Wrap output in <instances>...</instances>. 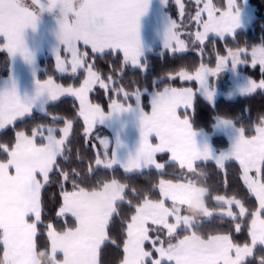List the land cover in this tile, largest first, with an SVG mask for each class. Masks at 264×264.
<instances>
[{"label": "crops", "instance_id": "0c3cea01", "mask_svg": "<svg viewBox=\"0 0 264 264\" xmlns=\"http://www.w3.org/2000/svg\"><path fill=\"white\" fill-rule=\"evenodd\" d=\"M174 1L180 9L182 0ZM19 2L0 0V31L9 59L8 74L0 78V131L32 113H43L49 104L72 97L85 133L90 134L95 127L106 131L99 139L103 156L98 162L102 167H118L126 173L161 171L163 165L156 160L160 154H166L169 162L186 168L199 162H212L222 168L226 162L234 161L240 168L241 178L243 174H256L255 183L264 189L259 176L264 145L260 149L253 147L252 151H247L245 144L235 142L236 146H232L234 142L231 144L228 134H243L232 121L217 119L208 132L194 129L189 119L181 115L192 109L196 95L213 102L222 95L238 96L229 92L232 87L241 93L239 96L264 90L261 82L240 71L245 64H231L230 82L225 81L224 87L214 71L205 80L192 77L194 88L169 87L150 92L146 111L139 97L133 104L112 102L106 110L91 103L90 93L98 76L89 68L82 84L75 89L52 79L38 78L39 61L46 57L52 58L57 74L78 71L80 46L96 54L119 53L124 59L135 60L155 50L176 52L180 39L175 32L176 24L166 11L168 0H132L128 6L123 0H85L70 20L36 16ZM261 49L263 54L264 48ZM70 59L75 61L73 70ZM255 65L263 67L264 62ZM204 69L200 68L197 73ZM70 133L69 123L59 128L41 127L29 135L19 133L7 151L6 161H0V230L5 264H40L36 254V228L27 218L38 216L40 188ZM217 136L225 137L228 143L220 151L212 145V138ZM227 153L232 154L229 159H225ZM242 181L245 184L243 178ZM124 189L123 185L110 182L98 191H74L62 196L58 215L70 216L75 227L62 233L51 226L48 228L50 264H98L99 250L107 240L108 224ZM158 190L160 200H144L128 223L120 264H160V257L153 261L147 250L149 228L163 227V222L187 216L185 208L200 212L204 218L208 214L234 219L246 213L240 204L221 203L220 197L214 198V202L221 208L208 209L204 202L206 191L190 182L161 181ZM257 203L255 213L264 217L258 200ZM253 217L254 213L251 222ZM164 252L176 258L182 255L183 264H213L216 260L230 264L237 248L226 235H214L206 240L188 235L176 246L164 247ZM165 261L170 263L173 259Z\"/></svg>", "mask_w": 264, "mask_h": 264}, {"label": "trees", "instance_id": "16d2710c", "mask_svg": "<svg viewBox=\"0 0 264 264\" xmlns=\"http://www.w3.org/2000/svg\"><path fill=\"white\" fill-rule=\"evenodd\" d=\"M211 1L214 8H225L223 0ZM247 2L252 7L254 16L249 27L238 30L231 37H225L223 40L211 35L204 44L200 45L193 39V32L196 30L193 18L198 11V4L195 0H182L179 9L174 0H168L166 11L175 24L180 22L179 29L176 26L175 32L179 34L180 29L185 32L182 34V40L187 43V51L170 53L155 50L148 53L140 59L141 65H145L144 71L141 68L130 67L119 53L96 54L80 46L82 67L78 71L57 74L52 58L46 57L39 61L38 78L52 79L64 87L75 89L82 84L86 70L89 68L99 76L97 84L90 93L91 103L106 110L112 102L133 104L139 97L146 111L148 109L147 94L150 92L169 87L194 88L192 81L188 82L179 78L180 71L192 74L201 65L213 67L217 57L225 56L229 51L258 46L264 48V0H247ZM181 13L182 16H180ZM60 53L63 55V51ZM243 58L247 60L248 56L245 55ZM8 68V55L4 50H0V78L7 76ZM240 71L264 85V66L245 64ZM110 80H112L111 84ZM219 81L224 87L225 80L219 79ZM181 115L187 117L196 130L209 132L214 122L222 119L235 123L246 137H253L255 128L264 123V90L259 89L251 94L236 97L222 95L213 102L196 95L192 109L182 112ZM65 123L70 124L71 133L63 146L62 153L55 160L40 188L39 214L37 217L27 218V222L36 228L35 245L40 264H50L49 241L46 235L48 228L51 226L54 231L62 233L75 227V221L70 216L59 217L58 215L62 196L74 191H98L110 182H117L125 189L122 199L115 204L114 213L107 227V240L99 250L98 264L122 262L127 225L144 200H160L158 184L161 181L190 182L204 189L206 191L205 206L212 210L221 208L215 204L214 198H234L246 210V213L243 216L237 215L234 219L218 215L204 218L200 212L185 208V214L194 219L190 230L181 227L175 234L168 236L163 227L150 226L149 242L151 243L147 244V248L150 250L152 259H155L156 254L151 251L150 246L157 242L168 246L189 234L202 239H208L214 235H226L235 246L250 244V222L253 213L258 210V203L243 183L241 171L236 162H226L222 168L212 162H199L192 169H187L177 163L169 162L166 154H160L157 155L156 160L163 165L161 171L148 169L142 172L126 173L118 167H102L98 163L103 156L99 139L106 134V131L101 127H95L87 135L78 114L76 102L72 97H65L56 103L49 104L43 113H32L1 130L0 161H6L7 151L13 147L17 134L29 135L41 127L59 128ZM212 145L220 151L225 149L228 143L225 137L217 136L212 138ZM259 176L264 186V160ZM0 264H5L1 230ZM239 264H264V241L256 244L252 253Z\"/></svg>", "mask_w": 264, "mask_h": 264}, {"label": "rangeland", "instance_id": "374dc122", "mask_svg": "<svg viewBox=\"0 0 264 264\" xmlns=\"http://www.w3.org/2000/svg\"><path fill=\"white\" fill-rule=\"evenodd\" d=\"M20 1V2H19ZM132 0H123L125 2V5L128 6L131 4ZM16 2H19L22 7H29L30 10L36 14V16H42L45 18H57L58 20L63 19H71V16L75 14L77 8L81 7L83 2L85 0H16ZM122 2V3H123ZM195 2L198 4V11L195 15V20L196 23V30L193 32V39L198 42V44H204L206 39L213 35L220 40H223L225 37H231L236 31L241 30V29H246L248 26H250L252 19L254 18L253 16V9L252 7L248 4L247 0H223L225 4V8L221 9L219 8H214V4L211 0H195ZM121 5V4H120ZM183 14L181 13L180 16ZM180 23V22H179ZM177 22L176 26L179 29V24ZM1 30V29H0ZM2 31V30H1ZM0 31V50H5L4 49V40L2 39L3 34ZM185 33L181 29L179 30V39L180 43L178 44V50L176 53H183L187 51V43L182 40V34ZM5 38V37H4ZM261 48L263 47H253L250 49H240V50H234V51H229L228 55L225 56H220L217 57V60L215 62V65L213 67H208L205 65H201L194 73L190 74L185 71H180L178 76L180 79L191 82L192 77H200V79L203 77L204 80L206 76L209 73H212L215 71V73L218 74V80H225L229 81V74L232 68L231 64H250V65H255L256 63H263L264 62V53L262 54ZM175 53V52H173ZM68 54L71 55V52L68 51ZM249 55L251 57V60L248 58L245 60L243 56ZM84 56V55H83ZM141 59V58H140ZM140 59H124L126 64H129L130 67L132 68H141L142 71L145 70V65H141ZM226 61H228L226 63ZM229 63V64H228ZM70 64L72 68L74 69L75 61L74 59H70ZM82 67V63H81ZM204 69L203 72L197 73L199 69ZM75 70L69 73H74ZM207 72V73H206ZM197 73V74H196ZM195 75V76H194ZM221 75V76H219ZM98 76V75H97ZM99 78V76H98ZM112 80H110V84ZM230 82V81H229ZM220 83V82H219ZM204 88V86H203ZM206 89V88H204ZM207 92V90H206ZM230 93L234 95H241L240 92H238L235 87H232L229 91ZM139 95V94H137ZM208 95V94H206ZM136 96V95H135ZM209 96V95H208ZM226 96V95H224ZM236 97V96H235ZM210 96L208 97V100H210ZM264 125V123L262 124ZM261 126V125H260ZM257 126L255 128V132L257 131V134L255 133L253 135L254 138L251 137H246L244 134H239V133H234V134H228L229 139L231 141L232 146H236L235 142L237 145L239 143L245 144L247 146L246 150L247 151H252L253 147L256 149H260L264 145V126L259 127ZM243 133V132H241ZM244 137L248 139H243ZM240 138V139H239ZM100 143V142H99ZM101 145V144H100ZM231 153H227L225 159H229L231 157ZM99 161V160H98ZM99 163V162H98ZM185 167V166H184ZM193 166L187 167V169H192ZM160 169V168H159ZM162 170V169H160ZM252 171V170H250ZM256 174H249V176H246L243 174L242 178L245 182V185L248 187L250 193L257 197V200L259 202V209L264 210V189L261 187H258L256 181ZM254 182V183H253ZM262 184V183H261ZM221 203H228L232 204L231 202L240 204L237 200L234 198H225V197H220ZM200 207V206H198ZM201 209H203V205H201ZM177 211V209H174ZM212 210V209H210ZM215 211H218V209H215ZM168 212V211H167ZM235 210L233 209V213ZM216 213V212H215ZM224 212H217V214H223ZM227 213L230 215V217H233L232 213L227 211ZM226 213V214H227ZM235 214V213H234ZM260 214H262L260 212ZM232 215V216H231ZM177 216V214H176ZM219 216V215H218ZM210 215H206V218H209ZM164 224H161L163 228L166 230V234L168 236H172L173 234L176 233L178 229L183 227L184 229H189L190 226L193 223V218L189 216H177L174 221L172 222H163ZM250 235H251V242L249 245L245 246H235L237 248V254L234 255L232 258V262L230 264H239L244 258L247 257L245 256L246 254H251L253 251V247L264 241V217H261L259 214L254 213V217L252 222H250ZM189 235H194V234H189ZM187 237V236H186ZM185 238V237H184ZM202 239V238H200ZM209 239V238H208ZM206 240V239H203ZM157 241V239H156ZM181 240L174 242L173 244L169 245H177ZM231 242V240L229 239ZM162 242V241H161ZM151 243V242H148ZM232 243V242H231ZM164 243L157 242L153 246H150L151 251H153L156 254L155 259L157 257L159 259L160 264H164L166 259L171 261L173 259V262L166 263V264H183L184 263V258L182 255H178L176 258L175 256L171 257L172 255L167 256V254L164 252V247H167L163 245ZM170 247V246H169ZM148 250V248H147ZM150 253V250H148ZM150 255V254H149ZM248 255V256H249ZM151 257V256H150ZM152 259V258H151ZM155 259H152L153 261ZM165 261V262H164ZM213 264H228L226 260H216L215 263Z\"/></svg>", "mask_w": 264, "mask_h": 264}]
</instances>
